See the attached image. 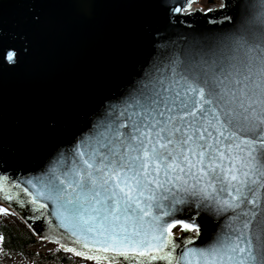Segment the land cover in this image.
<instances>
[{
	"label": "water",
	"instance_id": "1",
	"mask_svg": "<svg viewBox=\"0 0 264 264\" xmlns=\"http://www.w3.org/2000/svg\"><path fill=\"white\" fill-rule=\"evenodd\" d=\"M197 2L0 0V53H16L13 63L0 57V204L41 242L83 261L110 264L89 258L112 253L97 252L91 241L84 247L85 235L91 234L58 214L56 204L40 194L42 184L70 168L81 151H91L146 86L175 80L194 60L212 59L223 38L239 34L241 25L264 28V0H221L219 7L204 11L194 7ZM176 209L161 226L195 220L199 235L180 223L170 232L165 228L163 237L172 243L162 252L155 241L140 249L146 253L136 258L142 264H167L150 257L169 250L176 256L208 247L238 223L231 211L195 203ZM134 239L151 240V234Z\"/></svg>",
	"mask_w": 264,
	"mask_h": 264
},
{
	"label": "snow or ice",
	"instance_id": "2",
	"mask_svg": "<svg viewBox=\"0 0 264 264\" xmlns=\"http://www.w3.org/2000/svg\"><path fill=\"white\" fill-rule=\"evenodd\" d=\"M221 43L212 59L194 60L175 80L146 86L91 151H81L70 168L42 184L40 194L58 214L91 234L84 247L91 241L97 252L112 253L89 258L142 264L136 258L146 253L140 249L155 241L162 252L172 243L163 237L165 228L180 223L199 235L195 220L161 226L177 205L195 203L231 211L238 223L208 247L176 256L169 250L151 260L264 264V28L241 25ZM0 57L13 63L16 53ZM150 234L151 240L134 239Z\"/></svg>",
	"mask_w": 264,
	"mask_h": 264
},
{
	"label": "trees",
	"instance_id": "3",
	"mask_svg": "<svg viewBox=\"0 0 264 264\" xmlns=\"http://www.w3.org/2000/svg\"><path fill=\"white\" fill-rule=\"evenodd\" d=\"M40 241L10 210L0 205V252L26 264H92L61 252L57 247L39 248Z\"/></svg>",
	"mask_w": 264,
	"mask_h": 264
},
{
	"label": "rangeland",
	"instance_id": "4",
	"mask_svg": "<svg viewBox=\"0 0 264 264\" xmlns=\"http://www.w3.org/2000/svg\"><path fill=\"white\" fill-rule=\"evenodd\" d=\"M216 1L217 0H212V3L210 4L208 3V0H198V2L194 4V7H199L201 10H206L210 7H213ZM51 246L52 245L45 243V242L39 243V248H42V249H48ZM0 264H26V263L17 257H8V256L3 255L0 252Z\"/></svg>",
	"mask_w": 264,
	"mask_h": 264
},
{
	"label": "built area",
	"instance_id": "5",
	"mask_svg": "<svg viewBox=\"0 0 264 264\" xmlns=\"http://www.w3.org/2000/svg\"><path fill=\"white\" fill-rule=\"evenodd\" d=\"M218 2H219V0H218ZM219 6V4H217L215 7H218Z\"/></svg>",
	"mask_w": 264,
	"mask_h": 264
}]
</instances>
